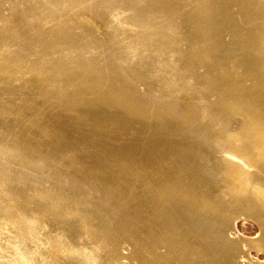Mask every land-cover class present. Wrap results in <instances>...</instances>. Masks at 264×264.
Here are the masks:
<instances>
[{
	"label": "bare ground",
	"instance_id": "1",
	"mask_svg": "<svg viewBox=\"0 0 264 264\" xmlns=\"http://www.w3.org/2000/svg\"><path fill=\"white\" fill-rule=\"evenodd\" d=\"M115 35L119 36L117 44L123 47V50L119 48L120 54L127 51L128 46L133 47L132 66L139 70L141 81L161 77L171 66L179 65L181 73L169 78L159 88V97L167 95L172 103H187L193 99L197 87H203L202 107L205 112L214 114L208 122L216 123L217 131L202 134L190 126H178L167 116L164 106L160 108L150 104L157 101V95L131 93L127 91L128 84L115 81L114 77L119 75L118 65L113 64L112 67L107 63L112 56L119 54L113 45ZM149 41L161 44L167 60L143 44ZM43 49L40 56L47 55V61L39 64V50ZM125 62V58L120 60L118 67L122 68ZM162 66L166 70L161 71ZM153 68L158 71L148 75ZM64 72L105 77L104 84L100 86L116 90L119 94L126 93L132 99L131 118L143 128L134 138L136 167L154 179L159 171L164 170L168 174L167 179L171 180L172 184L166 189L168 194L158 208L144 195V206L132 207L133 218L141 220V223L145 218L149 223V234L154 236L151 240L153 251L143 255L148 263L264 264L263 259L259 261L251 255L254 251L264 256V0H0V161L4 158V166L7 161H13L12 156L20 155L14 141L19 136L26 138V133L30 134L26 130L32 125L27 123L39 122V117H32L39 111V87L45 85L50 75L60 76ZM203 78L207 79V86ZM145 97L149 101L144 102ZM5 104L10 105L8 117L4 116L2 109ZM14 106L23 107L27 112H13L16 110ZM144 108L160 116L164 128L162 133H151L147 115L143 116ZM10 113L16 117L11 118ZM26 114L31 118L28 122L22 118ZM109 114L112 112L94 117L93 122L100 134L110 119ZM14 120L17 127H12ZM99 137L91 143L98 152L106 145L102 136ZM203 157L209 163L208 168L201 161ZM179 165L182 169H178ZM1 168L4 167L0 165V174ZM184 172L187 174L185 177ZM205 174L213 177L212 185L210 181L204 184ZM3 175H0V207L5 211L3 216L2 211L0 215V264H31L33 260H29L28 254L32 249L30 241L35 239L34 244L41 241L39 222L47 214L35 216L34 221L29 218L32 222L24 226L20 220H15V214L19 213L20 217V211L35 212L36 207L39 210V204L47 205L48 211L65 209L62 207L69 205L66 202L69 200L62 199L67 194H42L43 191L35 192V187H30L35 189L33 191L28 190V186H10ZM28 176L32 179L31 175ZM210 187L216 190L215 197L207 193ZM4 189L5 192L9 190L11 196L3 194ZM19 192L16 197L14 194ZM29 195H35V198L24 200ZM225 196L231 200H225ZM80 198L84 199L82 195ZM240 220L256 224L260 234L255 238L242 236L236 226ZM140 228L137 226L135 229L139 231ZM50 235L49 238L43 235L47 239L42 237V244H46L44 240L48 241ZM136 238L142 239L137 234ZM36 239L40 241L36 242ZM51 240L47 243L50 244ZM141 241L134 244L131 239L130 243L141 250L143 247L138 244ZM67 243L65 240L66 247L64 251L60 249L61 254L65 251L71 254L72 249L67 250ZM96 243L92 244L95 246ZM73 244L70 245L73 247ZM30 245L31 249L28 248ZM83 245L86 247L85 243ZM49 246L43 247V257L45 248ZM124 249L127 247L123 246ZM8 251L13 253L7 254ZM99 251L95 252L99 254ZM89 252H85V256ZM76 253L72 258H78L77 250ZM80 256L82 258L83 255ZM93 256L87 257L91 261L96 260ZM35 258L32 259L37 262ZM119 260L114 261L119 263ZM120 264H128V261L125 258Z\"/></svg>",
	"mask_w": 264,
	"mask_h": 264
},
{
	"label": "rangeland",
	"instance_id": "2",
	"mask_svg": "<svg viewBox=\"0 0 264 264\" xmlns=\"http://www.w3.org/2000/svg\"><path fill=\"white\" fill-rule=\"evenodd\" d=\"M117 36L118 35H115L112 40L113 45L117 50H115V52H118L119 54H115L114 56H112L111 60H109L107 63L114 67L113 64L119 66V61L123 60L124 58L126 59V62L125 64H122V68H119L117 66L119 75H116V77H114L116 78L114 79L115 81L128 84L126 88L127 91L131 93L139 92L140 94L147 96H152L153 94L157 95V101L150 104H154L156 106H159L160 108H163L162 106H164V110L167 111V116H170L171 121L178 126H190L193 130L202 134L204 132L213 134L215 131H217V124L213 122L212 124H210V122H208V119L213 113L205 112L202 107L203 98L202 100L200 98L205 90L203 87L201 89V87L198 86V91L194 92L193 99H191V102L187 103H172L171 100L168 99L167 95H160L159 97V88L163 84H165L169 78H175L176 75L181 73V70L178 68L179 65L175 64L171 66V69L169 71H165V74L161 77H154L149 78L148 80L141 81L139 79V70H136V67L132 66L133 60L131 57L135 55V53H133V47L131 48V46H128V48H126L127 51L120 54L119 48L123 50V47L120 44H117ZM143 44L146 45L147 48L153 49L154 51L160 53L162 55V59L167 60L165 56L166 53H163L162 49L160 48L161 44H156L155 41H149ZM41 46L42 45L39 44V48ZM41 51H44V49L39 50V64H45L47 61V55L40 56ZM142 62L143 61L139 63ZM167 65L169 66V64ZM165 68L166 67H163L161 71L166 70ZM156 71L158 70L153 68L148 71L147 74L152 75ZM200 73H202V71H200ZM88 75L89 74L85 75L76 72H64L63 74H60V76L54 74L50 75V77L45 80V85L39 87V111L37 112V114H32L33 118L39 117V122L37 121L36 123V119L33 121L36 124L27 123L30 126L32 125L30 129L26 130V132L30 134L28 135L26 133V138L19 136V138H16L14 141V147L17 149L20 155L14 157L12 156L13 161H7L6 166H4V162L6 161L4 160V158H2V156L1 158L3 159V161H0V165L4 167L3 169L1 168L0 175L4 174L3 179L6 180V182H8L10 186L22 185V187L24 188H27L26 186H28V190H31L35 187L36 191L35 189L32 190L38 193L40 191H43L42 194L55 193L56 195L61 194V196H65L67 194V196H65L66 199L64 197H62V199H64L65 201L69 200V202L66 201L67 204L69 203V205L66 204V207H62L65 209L56 208L55 210L48 211L47 205L39 204V210H37L36 207L35 212L31 211V213H25L24 211H20V217L22 215H26L27 219H25L26 216L25 218L24 216L20 218L18 215L19 213L15 214V216L14 214L12 215L16 217L15 220H20V222L24 226L26 225V223L32 222V220H30L31 218L34 221L35 216H42L43 214H47L44 218H41V221L39 222L41 231L40 235H42L41 237L39 236V238L41 241L36 239V242H40L34 244L35 239L31 241L29 240L30 243H32V249L31 245L28 248L31 249L30 252H34H28L29 257H31L29 258V260H33V262L30 261L31 264L34 262L36 264H43L45 261L46 264H53L51 260L53 259L52 261H54L55 258L56 259L54 261V264H80V262H82V264H87V262H89L88 264H93L94 262L92 261H95V264H100V261L102 262L101 264H108L109 262L110 264H120L125 258L128 261V264H150V262L148 263L147 260L144 259L143 255L153 251L154 248L151 240L154 236H150V228L147 227L149 223L145 221V218L143 220L144 224L140 222L141 220L133 218L134 209H132V207L135 206L136 208H140V206H144L146 197L148 201L155 206V208H158L159 203L168 194V191L166 189L172 183L171 180L167 179L168 174L164 173V170L159 171L158 176L154 179L152 176L140 171L136 167L133 155L134 138L136 134L143 128L139 123V125L137 126V123H135V121H133L131 118V106L133 105L132 99L128 98L126 93L119 94L116 90H112L110 88L104 89L102 86H100V84H104L105 81H103V79L105 80V77L99 78L98 76L93 77ZM203 79L205 81V85L207 86V79ZM110 80L112 79L110 78ZM1 82H5V80H2ZM48 84L53 85L46 86ZM60 97L62 98V101ZM146 101H149L147 97L144 98V102ZM9 106V104H5L2 108L5 112L4 116L6 117L9 116L7 112V108H9ZM14 107L16 110H13V112H27L23 107ZM143 111V116L147 115V119L151 124V127L149 129L151 133H155L156 135L162 133L164 131V128L161 124L160 116L157 113L150 112L148 108H144ZM110 112H112V114H109L110 119L104 125V127H102L103 131L100 134V130L97 129L96 124H94L93 122L94 117H97L98 115L106 116V114ZM12 117L15 118L16 115L11 114V118ZM22 118L26 119L25 122H28V119H31L27 114ZM17 126L18 124L16 122L12 125V127ZM99 135L102 136V140L106 141V145L103 150L98 152L94 150L93 144L91 143H94L96 138L100 139ZM15 158L18 159L16 160ZM201 161L206 165L207 168L209 167V163L208 161H205L204 157L201 159ZM16 165H18V167ZM180 166L181 165L178 166V169L181 168ZM7 169H9L10 171ZM16 170H18V172ZM23 170H25L24 173H22ZM4 171L8 172L4 173ZM26 171L28 172L26 173ZM9 175H12V177ZM22 175H24V177H22ZM28 175H31L32 179H30ZM183 176L185 177L187 176V174L184 172ZM203 179L204 184H206L209 181L211 183L213 177L209 174H205ZM172 182L174 183L173 180ZM24 183L25 185H23ZM32 183H34V186ZM212 183L210 185H212ZM211 187L207 189V193L210 197H215L217 194L215 192L216 190L212 189ZM54 189L56 190L54 191ZM6 191L7 192H5L4 189L3 194L6 193L7 196L10 193L8 192L9 190ZM59 191L60 193H57ZM19 194L20 192L14 195L17 197ZM81 195L84 199H86V201L80 198ZM143 195L145 197H143ZM61 196L58 197L60 198ZM31 197L35 198V195L26 196L24 197V200L27 201L28 199L30 201V199L32 200ZM68 197L70 199L73 198V201H76L77 199V209L75 206V201L72 202V200L68 199ZM223 198L225 200H231L229 196H225ZM13 199H15V197H13ZM78 200L81 201L80 206V202H78ZM70 201L74 203V205ZM47 202L48 201L44 203L47 204ZM71 204L72 206L70 207ZM0 209V215L2 211L1 216H3L5 209L4 211L3 208L0 207ZM32 214L34 215V218ZM22 218H24V220H22ZM137 222L140 224L138 225ZM137 226L141 227L139 231L135 229ZM236 226L238 232L244 237L255 238L260 234L258 226L248 220H240L237 222ZM108 229L110 230V232ZM114 231L116 232L117 236ZM55 232H58V235H56ZM100 233L102 234L100 235ZM52 234H55L53 235L54 237H52ZM136 234L138 236H141L142 239L136 238ZM43 235H45L46 237L50 235V239H48V241H45L44 239L47 238H44ZM42 237L44 238L43 240L44 242H46L47 246L50 245L49 248H45L46 252H44V257L43 247H46V244H42ZM95 237L97 238L95 239ZM60 238L61 240H63L58 241L60 240ZM130 238L133 239L134 244L136 241L142 240L140 243L138 242V244H140L143 248L139 250V246L136 247L133 245V243H130ZM64 239L66 240V243L68 242L67 245H69L67 247L70 250L68 248L67 250L71 251L72 249V252L74 251L73 253L71 252L70 255V252L66 251V255L65 252L64 254L60 253V249H62L61 251H64V248L66 247L64 246ZM49 240H51L50 244L47 243L49 242ZM70 241L73 242L69 243ZM123 241H125L127 244ZM57 242H61V247H59L60 245ZM91 242L98 243H96L94 246ZM1 243L2 242L0 239V245ZM84 243L86 244L85 246L87 248L84 247ZM102 243H105V245L108 244L111 248H109L108 245V248L105 247ZM115 243H118V245H115ZM70 244H73L75 246L72 247ZM96 245H99L100 247H96ZM35 246H37V249ZM116 246L120 248L118 249V247ZM123 246L127 247L128 250H123ZM50 247H52L53 250ZM88 247L90 248L88 249ZM81 248L83 250H80ZM84 248L91 251L86 256L85 252H88V250L84 251ZM76 250L78 251V258L80 254L81 256H85L87 258V261L86 258L83 259V256L79 259L72 258L75 257L74 254L77 255ZM94 250H100L99 254H97V252H95ZM52 251L53 253L50 254ZM121 252L123 253L122 256H120L122 254ZM11 253L13 252L10 251L9 253L8 251L7 254ZM93 253H95L94 256L92 255ZM30 254H32V256ZM257 254L256 252L252 251L251 255L253 258L258 259L259 261H263V254ZM33 255L36 258L33 257ZM60 255H62L63 258ZM131 255L132 258L130 257ZM51 256L53 257L51 258ZM87 256L89 258L93 256V258L95 257L96 260L99 259V262L92 258L91 261ZM48 257H50V259H48ZM32 258L37 259V262ZM102 258H105V260L102 261ZM64 259H66V261L68 260L69 262H66ZM116 259H120L119 263L118 261H114ZM56 260L58 261V263L56 262ZM157 260L156 262L158 263ZM106 261L108 262L106 263Z\"/></svg>",
	"mask_w": 264,
	"mask_h": 264
}]
</instances>
